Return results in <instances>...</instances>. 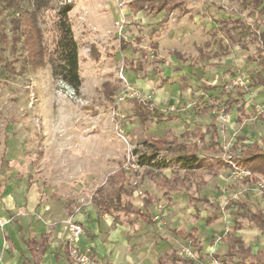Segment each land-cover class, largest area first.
<instances>
[{
	"label": "rangeland",
	"instance_id": "1",
	"mask_svg": "<svg viewBox=\"0 0 264 264\" xmlns=\"http://www.w3.org/2000/svg\"><path fill=\"white\" fill-rule=\"evenodd\" d=\"M128 2L75 0L69 16L82 78L77 95L53 79L48 64L34 69L24 61L20 44L12 45L13 12L0 0V206L8 214L0 216V233L7 240L5 226L28 218L23 235L50 232V241L67 244V262L80 264L75 249L87 264H106L79 238L90 216L96 220L93 194L111 196L122 184L131 213L102 215L99 223L125 226L128 255L144 264H240L232 254L239 240L248 263L264 249L263 177L248 179L236 159L249 146L264 149V86L250 85L264 79V0H185L187 9L158 14L134 13ZM54 19L53 10L40 16L47 52ZM134 96L175 118L141 124L132 117ZM228 96L238 103L227 113ZM168 131L184 145L201 143L204 134L214 144L198 155L216 163L185 171L171 161L174 150L161 154L167 168L131 166L134 150ZM70 223L82 227L77 238Z\"/></svg>",
	"mask_w": 264,
	"mask_h": 264
},
{
	"label": "trees",
	"instance_id": "2",
	"mask_svg": "<svg viewBox=\"0 0 264 264\" xmlns=\"http://www.w3.org/2000/svg\"><path fill=\"white\" fill-rule=\"evenodd\" d=\"M5 9L13 12L10 18L12 29V45L19 43L24 50V61L28 62L34 69L49 65L51 75L55 80H61L71 87L78 95L82 86V78L79 70L78 43L72 29V22L69 16V11L75 4V0H2ZM129 10L136 13L141 10H146L153 14L160 12L168 13L170 10L181 7L187 9L185 0H129ZM47 10L54 11V28L55 40L54 46L47 52L44 46L43 28L40 26V16L42 12ZM264 41V33H263ZM128 42L121 39L120 46L125 48ZM47 57L45 58V55ZM129 63H132L130 60ZM264 71V62L259 63ZM251 86H264V79L252 82ZM115 87L110 89L107 94L109 96L114 92ZM240 95H242L240 93ZM227 107L225 112H229L238 101L228 96ZM132 117L137 118L141 124L148 121H164L175 118L174 114L162 110L150 100L134 96L131 99ZM207 112L208 108H204ZM200 142H192L189 144H181L178 142L177 136L168 131L162 135L148 138L145 142V150H134L137 155V163L148 165L158 169L167 168L171 165L169 159L165 156L161 157L163 152H173L171 161L181 165L185 171L193 170L201 167L204 163L213 166L215 160L212 158L206 160L198 155V150L209 149L212 144L205 143L204 134L200 133ZM222 161V160H220ZM237 164L242 165L251 175L247 176L253 182H258L260 178L257 175L264 177V149L258 148L254 150L252 146L241 150V156L236 159ZM122 174V172H121ZM121 181H124L122 175H119ZM168 183H173L172 180L166 179ZM122 184L115 190L113 195L102 197V195L93 194L92 203L97 207L98 214L113 215L114 212L123 211L126 214L131 213L132 203L128 202L124 205L121 200ZM98 192H102L100 189ZM207 201V199H206ZM145 205L151 203V197L145 198ZM141 216L151 223L147 212H139ZM212 218L208 217L207 224L212 222ZM239 225H234L232 231L238 229ZM195 231V228L192 229ZM180 233V232H179ZM233 255L241 256L240 264H264V249L258 250L252 254V260L248 263L244 261L247 255L246 249L242 247V243L238 240L236 251Z\"/></svg>",
	"mask_w": 264,
	"mask_h": 264
},
{
	"label": "crops",
	"instance_id": "3",
	"mask_svg": "<svg viewBox=\"0 0 264 264\" xmlns=\"http://www.w3.org/2000/svg\"><path fill=\"white\" fill-rule=\"evenodd\" d=\"M127 47L128 45L125 49ZM30 184L28 182L27 186ZM28 199V202L33 206L34 189L30 190ZM102 215L111 217L106 213L99 215L98 210L95 215L96 220L93 221L92 216H90L88 227L85 228L79 238L81 246H91L99 259L108 261L106 264H144L145 262L135 258L131 253L128 255V250L125 249L128 242L121 235L125 226L114 221V226L110 227L111 221L108 218H105L103 223H99ZM0 216H8L7 212L1 209V206ZM28 221V218L22 217L21 222L7 224L5 226L7 240L0 233V264H71L66 260L68 255L67 244L61 245L58 242L50 241V232L25 237L23 234L27 229L23 223L26 222L28 225ZM105 238H107L106 241ZM112 254L114 257H110Z\"/></svg>",
	"mask_w": 264,
	"mask_h": 264
},
{
	"label": "built area",
	"instance_id": "4",
	"mask_svg": "<svg viewBox=\"0 0 264 264\" xmlns=\"http://www.w3.org/2000/svg\"><path fill=\"white\" fill-rule=\"evenodd\" d=\"M121 78H123L122 75H121ZM131 96H132V94H131ZM121 99H122V96L119 97V100H121ZM260 115L263 116V120H264V106H263V108H262V110L260 112ZM229 159H231L230 161H232L231 156H230ZM128 162L131 163V166L132 167H134V166H137L138 167L139 166V164H137L136 161L134 160V157L133 156L131 158H130V156L128 157ZM242 174H244V176H246V177L249 176V175H251L250 171H248V170L242 171ZM263 178H262V181H263L262 187H263V191H264V179ZM3 223H4V220H2L0 218V225L2 226ZM69 229L71 231L72 237H75V238H77V236L79 235V233L82 232L81 225L76 224V223H70L69 224ZM70 252L74 255V258L77 260L78 263H80V264H87L89 262V257L86 254H84V253H78V252L75 251V249H72ZM184 252L188 253L189 251H188V249H185ZM92 264H97V262L92 261Z\"/></svg>",
	"mask_w": 264,
	"mask_h": 264
}]
</instances>
